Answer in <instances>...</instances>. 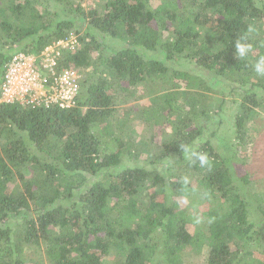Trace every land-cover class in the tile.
I'll return each instance as SVG.
<instances>
[{"label": "trees", "instance_id": "trees-1", "mask_svg": "<svg viewBox=\"0 0 264 264\" xmlns=\"http://www.w3.org/2000/svg\"><path fill=\"white\" fill-rule=\"evenodd\" d=\"M52 1L87 17L82 37L74 19L44 0H2L0 76L15 53L39 54L71 31L80 45L61 64L93 65L96 73L74 107L0 105V264H186L183 256L193 252L203 264H264V189L239 154L250 122L264 111V76L254 70L264 56V7L258 0H106L85 12ZM99 34L124 45L95 57ZM237 40L251 45L245 58L235 55ZM181 58L250 85L223 146L198 144L224 100L210 97L212 86L197 72L170 65ZM156 81L170 87L148 92L138 117L151 128L172 122L153 157L166 167L124 166L123 157L149 143L123 139L118 105L136 86ZM184 146L208 163L201 166ZM182 197L191 202L180 206ZM205 202L207 217L197 220ZM32 246L44 259L25 255Z\"/></svg>", "mask_w": 264, "mask_h": 264}, {"label": "rangeland", "instance_id": "rangeland-1", "mask_svg": "<svg viewBox=\"0 0 264 264\" xmlns=\"http://www.w3.org/2000/svg\"><path fill=\"white\" fill-rule=\"evenodd\" d=\"M2 0H0L1 2ZM44 4L48 6L51 10L59 12V16L62 18H71L74 19L75 27L81 28L79 35L82 37V33L86 27H88V19L81 13H70L64 10V5H57L55 1L44 0ZM106 0H68L69 3L73 6L80 5L85 12H88L90 9L98 7L101 9L102 3ZM259 6L264 7V0H258ZM43 6L39 5L38 10L41 11ZM100 40V49H96L93 52V55L96 57L100 53H107L110 50L117 49L118 47L124 45V43L117 37H113L109 34H99ZM16 48V47H14ZM103 50V51H102ZM171 66L176 68H186L188 70H193L197 72L200 76L207 79V81L212 86L213 91H210V97L219 98L224 100L222 109L220 111L213 110L212 117L208 121V126L204 129L202 135L199 138L198 144L204 142L205 140H211L213 145L217 147V144L223 146V141L230 140L233 137L231 130V125L233 124L234 115L237 111L238 105L244 96L246 87L250 85H242L238 82H234L223 76L217 74L216 72H211L208 69H205L193 61H190L186 58H181L177 62L170 63ZM80 71L83 76V83H86L88 79L92 78L96 73L93 65L85 68H80ZM151 82L144 85H139L134 88V96H129L123 99L122 103L118 105V114H120L123 119L124 128L121 127L126 135L123 139L129 141L128 137L131 136L133 143L146 139L149 143V146H146L148 150L139 151L138 154L129 155L123 157L124 166H142L147 165V167H156L160 170L165 169V164L159 162L154 150H158V147H162L161 143L167 139L171 129L172 122L164 121L160 122L154 128L146 126L142 123V119L138 117V113L142 107H146L150 103V95L147 96V93H163L169 89L170 84L168 82L157 83ZM155 85V86H154ZM133 89V87L131 88ZM151 89V92L149 91ZM259 95H261L260 92ZM136 96V97H135ZM212 98V101H213ZM151 99V98H150ZM221 101V100H220ZM214 102V101H213ZM134 130V131H133ZM157 146V147H156ZM151 147V149H149ZM239 154L245 155V165L244 170L248 172L255 181L256 187L261 190L264 189V111L258 109L255 118L250 122L248 128V141L240 149ZM135 153V152H134ZM113 171V170H111ZM191 202L190 199L182 197L179 200V205H187ZM208 203L205 202L198 209L194 211L197 220H202L207 217ZM256 248L251 249L253 251ZM25 255L33 259L34 261H39L41 258L44 259L41 254L40 248L37 246L25 247ZM255 255H263L258 249L254 251ZM184 262L186 264H203V256H198L196 252L189 253L183 256ZM44 264L45 259L43 260Z\"/></svg>", "mask_w": 264, "mask_h": 264}, {"label": "built area", "instance_id": "built-area-1", "mask_svg": "<svg viewBox=\"0 0 264 264\" xmlns=\"http://www.w3.org/2000/svg\"><path fill=\"white\" fill-rule=\"evenodd\" d=\"M79 45V35L71 31L39 54L15 53L0 76V105L18 102L32 108L74 107L83 76L77 68L61 64V60L65 51Z\"/></svg>", "mask_w": 264, "mask_h": 264}, {"label": "clouds", "instance_id": "clouds-1", "mask_svg": "<svg viewBox=\"0 0 264 264\" xmlns=\"http://www.w3.org/2000/svg\"><path fill=\"white\" fill-rule=\"evenodd\" d=\"M234 48L235 55H237L239 58H245L251 50V45L242 40H237ZM254 70L258 75L264 76V56H260L256 60L254 64ZM182 151L187 153L191 158L198 160L201 166H204L208 163V158L206 155L197 153L190 146H184Z\"/></svg>", "mask_w": 264, "mask_h": 264}]
</instances>
